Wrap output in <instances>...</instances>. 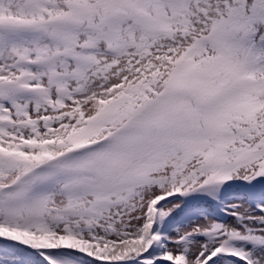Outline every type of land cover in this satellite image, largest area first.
I'll use <instances>...</instances> for the list:
<instances>
[{"label": "snow or ice", "instance_id": "6c2138e0", "mask_svg": "<svg viewBox=\"0 0 264 264\" xmlns=\"http://www.w3.org/2000/svg\"><path fill=\"white\" fill-rule=\"evenodd\" d=\"M0 264H264V0H0Z\"/></svg>", "mask_w": 264, "mask_h": 264}]
</instances>
